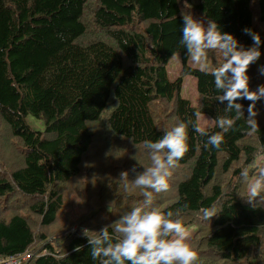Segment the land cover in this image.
I'll use <instances>...</instances> for the list:
<instances>
[{"label":"trees","instance_id":"16d2710c","mask_svg":"<svg viewBox=\"0 0 264 264\" xmlns=\"http://www.w3.org/2000/svg\"><path fill=\"white\" fill-rule=\"evenodd\" d=\"M186 15L216 22L244 49L254 43L244 30L258 33L261 56L247 74L251 91L264 85V0H0V259L27 253L17 264H104L110 258H93L88 236L114 245L122 217L141 207L172 211L191 229L185 242L196 264H264V200L247 201L250 181L240 175L247 168L253 180L257 156L264 159V97L252 130L251 102L238 99V115L215 86L211 71L223 53L207 52V72L188 63ZM175 52L181 67L171 79ZM185 75L195 78L196 104L182 95ZM199 113L213 120L206 136L193 127ZM220 118L233 127L225 132ZM180 123L188 151L168 190L145 197L134 185L152 166L144 142ZM213 134L223 136L219 149L205 147ZM71 193L84 206L76 216L67 210ZM202 209L216 215L206 220Z\"/></svg>","mask_w":264,"mask_h":264},{"label":"clouds","instance_id":"9594fccd","mask_svg":"<svg viewBox=\"0 0 264 264\" xmlns=\"http://www.w3.org/2000/svg\"><path fill=\"white\" fill-rule=\"evenodd\" d=\"M183 39L181 43L186 45L189 56L194 64L200 66L201 71L207 72V52L218 50L223 53L225 63L211 71L215 77V86L223 90L224 95L220 99L228 101V110L235 109L240 115L242 105L236 103L238 99L250 101L247 108V123L252 130L258 128L255 119L257 111L255 105L258 100L264 97V85L258 91H251L249 88V66L259 59L261 52L259 46L261 38L258 33L246 28L244 31L253 39V47L244 49L239 47V42L230 33L222 32L214 21L207 25L193 18L192 15L183 16ZM264 71V70H262ZM218 127L225 132L230 130L234 121L232 119L220 118L217 121ZM195 131L202 136L208 135L207 131L198 124L193 126ZM187 129L184 123H180L172 130L166 131L162 138L156 142L145 141V147L151 150L152 166L137 176L134 181L136 187L144 189L145 197H152L153 192L167 191L169 188L168 178L171 176V169L177 166L188 151ZM223 142V136L213 134L208 136L205 147L209 145L219 149ZM127 176V173H121ZM241 177L250 181L248 185L249 203L264 200V167L257 170V178L251 180L247 168L241 170ZM150 202V201H148ZM203 217L208 220L215 214L214 211L202 209ZM173 212L166 214L159 211H145L136 207L122 217L115 229L122 234L119 242L109 244L107 247H99L103 243L100 236L89 237V243L94 247L91 251L93 258L101 254L109 257L104 264H124L125 260L131 264H196L197 253L185 242L189 233L183 226L180 219H172ZM104 240L108 239V231L102 232ZM169 237H175L170 239ZM78 246L76 251H79Z\"/></svg>","mask_w":264,"mask_h":264},{"label":"rangeland","instance_id":"374dc122","mask_svg":"<svg viewBox=\"0 0 264 264\" xmlns=\"http://www.w3.org/2000/svg\"><path fill=\"white\" fill-rule=\"evenodd\" d=\"M188 63L190 65L200 67L199 65L193 63L190 56L188 57ZM207 64H208L209 69L213 67V62L208 57H207ZM180 67H181V58H180L179 53L175 52L169 57L168 62H167V70H168L169 78L171 79L175 78L179 74ZM181 92H182V95L185 97H188L192 103L194 104L197 103L198 95L196 91L194 76L185 75L183 77ZM27 121L34 128H37V129L43 128V122L40 119L35 118L32 115L27 116ZM197 124L202 128H206V127H210L213 124V120L207 114L199 113L197 116ZM256 164L258 168L264 167V159L261 157V155L257 156ZM256 178L257 177H255L253 180H255ZM67 210L69 214H71L72 216L73 215L76 216V214L78 215L79 213L84 211V206H80V200L76 195H74V193H71V204L67 208ZM73 227L74 226H72V228ZM186 230L188 232L191 229L188 230L187 228Z\"/></svg>","mask_w":264,"mask_h":264},{"label":"built area","instance_id":"2783aa9c","mask_svg":"<svg viewBox=\"0 0 264 264\" xmlns=\"http://www.w3.org/2000/svg\"><path fill=\"white\" fill-rule=\"evenodd\" d=\"M27 256V253L21 254L20 256H8L6 258L0 259V264H17L21 260H24Z\"/></svg>","mask_w":264,"mask_h":264}]
</instances>
